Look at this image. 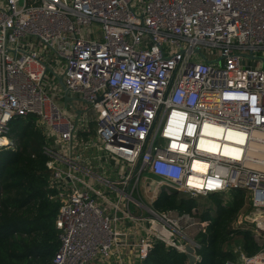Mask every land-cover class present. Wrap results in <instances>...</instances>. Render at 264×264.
<instances>
[{
    "label": "built area",
    "instance_id": "1",
    "mask_svg": "<svg viewBox=\"0 0 264 264\" xmlns=\"http://www.w3.org/2000/svg\"><path fill=\"white\" fill-rule=\"evenodd\" d=\"M248 56L264 59V0H0V151L30 116L53 139L51 264H141L156 243L199 262L198 209L155 207L173 190L248 193L254 228L234 229L258 250L226 264H264V63Z\"/></svg>",
    "mask_w": 264,
    "mask_h": 264
},
{
    "label": "trees",
    "instance_id": "2",
    "mask_svg": "<svg viewBox=\"0 0 264 264\" xmlns=\"http://www.w3.org/2000/svg\"><path fill=\"white\" fill-rule=\"evenodd\" d=\"M10 137L16 139V148L0 151V264H51L58 248L55 220L59 203L51 199L57 191L49 188L45 167L48 158L43 152L45 146L36 119L30 116L15 120ZM243 193L246 194L233 190L208 196L214 211L213 215L211 210L197 215L203 226L198 237L201 249L197 264H226L235 259L228 248L232 241L228 227L241 207L239 196ZM225 199L227 204H223ZM155 207L190 213L197 209V204L194 199L173 190L163 194ZM234 234V238L243 239L242 250L246 255L258 250L249 232ZM141 264L188 262L184 254L156 243Z\"/></svg>",
    "mask_w": 264,
    "mask_h": 264
},
{
    "label": "rangeland",
    "instance_id": "3",
    "mask_svg": "<svg viewBox=\"0 0 264 264\" xmlns=\"http://www.w3.org/2000/svg\"><path fill=\"white\" fill-rule=\"evenodd\" d=\"M58 103L60 104L61 103V100L60 98L57 100ZM36 125L39 129V132L40 134L42 135V141H43V144L45 146V148H50L52 146H54V142H53V139L52 138H49V135L46 133V131L44 130V128L42 127V125L36 121ZM14 142L16 143L17 145V141L16 139L14 138L13 139ZM239 198L241 199V207L237 213V216L235 218V220L229 225L228 227V231H229V238H232L230 241V244L228 243V248H230L231 252L233 255H235V251L236 249H238V246L241 248L242 244H243V239L240 237V238H234L236 236V234H234V236H232V231H234L235 233H239V232H246V231H236L234 228H235V225L236 224H239L240 227H243V228H249V229H252L254 228V222L253 224L250 223V224H247V221H248V218H251L252 216H249V213L251 212V204H250V201H249V194L248 193H243L242 196H239ZM59 200V199H57ZM196 204H197V209L199 210L198 211V214H202L204 213L206 210H211L210 214L213 215V211H214V207H213V202L208 198V197H198L196 199H194ZM59 202V201H58ZM227 204L228 203V200L225 199L223 204ZM227 231V232H228ZM233 232V233H234ZM234 238V239H233ZM238 240V241H236Z\"/></svg>",
    "mask_w": 264,
    "mask_h": 264
},
{
    "label": "water",
    "instance_id": "4",
    "mask_svg": "<svg viewBox=\"0 0 264 264\" xmlns=\"http://www.w3.org/2000/svg\"><path fill=\"white\" fill-rule=\"evenodd\" d=\"M201 58L207 63V64H218L220 63L221 59H216L214 61H209L205 58V56H203L202 54H200ZM248 58L251 59H258L260 60L262 63H264V59L260 58V57H253V56H248ZM58 84L60 85V88L63 92L64 95V105L67 106V102L71 99H74L72 97L69 96V91L68 89L64 86L62 79L61 78H57ZM76 114L79 115L81 114V111H76ZM184 255L187 259L188 264H197V258H196V251L194 249V247L192 245H186L184 247Z\"/></svg>",
    "mask_w": 264,
    "mask_h": 264
},
{
    "label": "crops",
    "instance_id": "5",
    "mask_svg": "<svg viewBox=\"0 0 264 264\" xmlns=\"http://www.w3.org/2000/svg\"><path fill=\"white\" fill-rule=\"evenodd\" d=\"M79 111V110H78ZM83 115V113L81 112V114H79L78 116V118H80L81 116ZM90 131L91 132H93L94 131V127H93V124L90 126ZM110 177H111V175H109ZM238 248H240L239 246H238ZM241 249H242V246H241ZM242 252H243V250H242ZM245 254V253H244ZM234 261V260H233ZM127 264H137V263H135V262H133V260H131V259H128L127 260Z\"/></svg>",
    "mask_w": 264,
    "mask_h": 264
},
{
    "label": "bare ground",
    "instance_id": "6",
    "mask_svg": "<svg viewBox=\"0 0 264 264\" xmlns=\"http://www.w3.org/2000/svg\"><path fill=\"white\" fill-rule=\"evenodd\" d=\"M195 167H196L197 169H202V167H201L199 164H196ZM205 168H206V166L204 165L203 170H205ZM253 218H255V216H253Z\"/></svg>",
    "mask_w": 264,
    "mask_h": 264
}]
</instances>
